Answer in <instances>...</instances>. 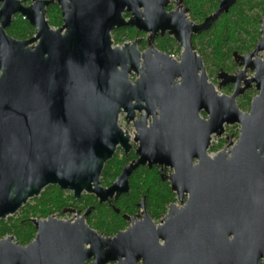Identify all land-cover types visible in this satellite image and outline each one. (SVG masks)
<instances>
[{
	"label": "water",
	"instance_id": "1",
	"mask_svg": "<svg viewBox=\"0 0 264 264\" xmlns=\"http://www.w3.org/2000/svg\"><path fill=\"white\" fill-rule=\"evenodd\" d=\"M237 1L221 0L195 24L187 8L166 12L169 0H0V220L51 185L76 199H118L145 165L170 168L172 191L186 199L171 204L160 225L146 211L142 221L128 217L131 225L114 237L89 226L93 208L68 220L32 218L37 233L27 245L0 239V264H264V16L255 49L234 54L243 69L219 74V88L236 83L231 95L209 81L192 43ZM55 2L64 20L57 29L46 19ZM16 14L33 26L31 38L7 34ZM125 26L150 33L147 51L139 40L114 45L112 31ZM166 31L184 48L179 60L153 44ZM253 83L259 94L245 112L237 97ZM122 114L133 134L120 125ZM226 125H239L237 141L210 156ZM134 144L138 159L102 186L117 149Z\"/></svg>",
	"mask_w": 264,
	"mask_h": 264
},
{
	"label": "trees",
	"instance_id": "2",
	"mask_svg": "<svg viewBox=\"0 0 264 264\" xmlns=\"http://www.w3.org/2000/svg\"><path fill=\"white\" fill-rule=\"evenodd\" d=\"M184 2L190 9L191 19L200 22L217 9L220 0ZM48 14L51 25L57 24L60 17L59 7L50 6ZM263 15L264 0H238L209 30L194 37L196 48L213 75L220 68L231 71L236 67L233 61L234 52L245 54L254 49L261 38ZM8 33L16 39L25 40L32 37L34 28L19 16L8 28ZM135 34L136 31L132 29L123 34L118 32L116 42H122L126 37L133 39ZM231 132L237 134V130L232 129ZM126 162L125 158L117 154L108 161L101 176L102 185H110ZM130 188L129 193L115 202V206L120 209V213H116L111 205L99 203L93 195L85 194L77 200L71 192L63 191L58 186H48L39 197L33 198L22 207L18 214L0 220V239L13 235L19 244L27 245L37 233L32 218H46L54 214L61 216L65 207L85 208L89 205L94 206L88 219L89 224L102 234L113 235L126 224L122 214L135 213L142 197H146L147 205L155 218L164 213L168 204L175 199L169 183L161 180L155 168L140 167L136 170L131 178Z\"/></svg>",
	"mask_w": 264,
	"mask_h": 264
},
{
	"label": "flooded vegetation",
	"instance_id": "3",
	"mask_svg": "<svg viewBox=\"0 0 264 264\" xmlns=\"http://www.w3.org/2000/svg\"><path fill=\"white\" fill-rule=\"evenodd\" d=\"M19 1H21V3L24 5V6H30V5H32L34 2H35V0H19ZM41 1H49V0H41ZM221 1V0H220ZM219 4H220V2H219ZM53 5H57L58 7H59V10H60V17L58 18V23L57 24H55V25H51V23H50V18L48 17V9H49V7L50 6H53ZM219 6V5H218ZM0 7H1V5H0ZM183 8H187L188 9V13H187V15H188V17L190 18V20L192 21V22H194L195 24H199V23H202L204 20H205V18H204V20H202V21H200V22H196V21H194V20H192L191 19V17H190V9H189V7L188 6H186V4H185V2H184V0H181V2L179 3L178 2V0H169V3H168V5L166 6V8H165V10H166V12H172V11H181ZM218 8V7H217ZM214 11H216V10H214ZM213 11V12H214ZM212 12V13H213ZM211 13V14H212ZM210 15V14H209ZM208 15V16H209ZM19 16H21L23 19H25L26 21H28L26 18H24L22 15H20V14H16V15H14V17H13V20H12V23H11V25L9 26V27H11L12 26V24L18 19V17ZM207 16V17H208ZM264 16V15H263ZM52 17V16H51ZM124 17H125V19H129L130 17H131V13H129V12H125L124 13ZM222 17V16H221ZM221 17L219 18V19H221ZM46 19L48 20V22H49V24L51 25V27H53L54 29H57V28H60V27H62L63 25H64V20H63V15H62V10H61V7H60V5L57 3V2H55L54 4H51V5H49L48 7H47V13H46ZM52 19V18H51ZM218 19V20H219ZM217 20V21H218ZM262 20V19H261ZM217 21H215V22H217ZM214 22V23H215ZM29 23V22H28ZM213 23V24H214ZM0 24H1V22H0ZM30 24V23H29ZM213 24H212V26H213ZM31 25V24H30ZM211 26V27H212ZM8 27V28H9ZM33 27V26H32ZM210 27V28H211ZM8 28L6 29V32H7V34H9L8 33ZM129 29H132V30H135L136 31V34H135V38L133 39V40H130V39H124L122 42H116V36H117V33L118 32H120V33H127L128 32V30ZM209 30V29H208ZM207 31V30H206ZM205 32V31H204ZM203 33V32H202ZM202 33H200V34H202ZM200 34H194L193 35V37H192V43H193V47H194V50L197 52V54L198 55H200L201 57H202V55L199 53V51L197 50V48H196V43H195V41H194V37L195 36H197V35H200ZM10 35V34H9ZM11 36V35H10ZM13 37V36H12ZM112 38H113V41H114V45L116 46V45H119V46H121V45H123V44H125V43H131V42H133V41H135V40H139V42H138V48H139V50L141 51V52H145V51H147L148 50V48H149V41H150V33L149 32H145V31H143V30H139V29H137L136 27H130V26H125V27H121V28H117V29H115V30H113L112 31ZM29 39V38H28ZM261 39V38H260ZM260 39H259V41H260ZM258 41V42H259ZM257 42V43H258ZM257 43H256V45H257ZM153 44H154V46H155V48H157L159 51H161V52H163V53H166V54H168V55H170L172 58H174V59H176V60H179V58H180V56L182 55V52H183V50H184V48L182 47V45L181 44H179L176 40H175V38L173 37V36H171L167 31L165 32V33H163V34H161V32H159L157 35H156V37L154 38V41H153ZM256 45H255V47H256ZM255 47H254V49H255ZM253 49V50H254ZM252 50V51H253ZM252 51H250V52H252ZM250 52H248V53H245V54H240V55H246V54H249ZM235 53H237V52H234L233 53V61H234V63H235V65H236V67H234L233 68V70H231V71H229V70H225V69H223V68H220L219 69V71L218 72H216V74H214L213 75V73H211L210 72V70L208 69V67L206 66V64H205V61H204V58H203V62H204V65H205V68H206V72H207V75H208V77H209V81L211 82V83H213L215 86H216V89L218 90V92H219V94L220 95H231V94H233L234 92H235V90H236V83H228V84H226V85H223L222 86V88H219V85H220V83H222L223 82V79H221V78H219V74L221 73V72H226V73H228V74H230V75H235V74H237L238 72H240L242 69H243V67L242 66H239L237 63H236V61H235V58H234V54ZM239 54V53H238ZM258 57H261V53L258 55ZM255 75V72L254 71H251V70H249L248 72H247V77L248 78H251V77H253ZM130 78L132 79V80H134L135 78H136V75H131L130 76ZM242 87H244V83H242ZM254 94V95H251V94ZM259 94V91L257 90V88H256V86H255V83H253V85H252V87L251 88H249V89H247L242 95H240V96H238L237 97V104L239 105V107H240V109L241 110H243V111H245V112H249V110H250V107H251V104H252V101H253V98L255 97V96H257ZM122 115H124V114H122ZM125 116V115H124ZM201 116L202 117H204V118H207L208 116H207V114H205V113H201ZM140 117V115L138 114L137 115V118H139ZM126 121V120H125ZM152 122V119L150 118V119H148V121H147V123H148V125L150 124ZM126 124L130 127L131 126V128H132V131H129L128 129H125V128H123L124 130H127L130 134H133V132H134V126H133V123H128L127 121H126ZM232 129L233 130H237V134H235L234 132H231L232 131ZM239 130H240V127H239V125H226L225 126V134L223 135V136H221V137H216L215 135L213 136V138H212V140H211V146L209 147V149H208V154L210 155V156H214L215 154H217L218 152H220V151H222V150H224V149H227V151H230V149L233 147V144L237 141V139H238V137H239ZM229 137H232V141L231 142H233V143H231L229 140H228V138ZM136 147H137V145L136 144H134V146H133V148L128 152V153H126V151L124 150V149H122V148H118L117 149V151H116V154L119 156V157H121V158H125L126 160H127V162L124 164V166H123V168L125 167V165H127V164H129L130 162H132V161H134V160H137L138 159V156L136 155V153H135V151H136ZM115 154V155H116ZM140 167H147L148 169H153V168H155L156 169V171L159 173V176L161 177V180L163 181V182H168L169 183V186H170V189H171V191H172V188H171V183L169 182V179H167V176H169L173 171L170 169V168H162V167H159V166H157V165H154L153 167H149V166H147V165H145V166H140ZM140 167H138L136 170H138ZM123 168L121 169V171L123 170ZM136 170L131 174V176H130V178H129V182L131 183V178H132V176H133V174L136 172ZM121 171H120V173H121ZM119 173V174H120ZM119 174H118V176H119ZM118 176H116L115 177V179L118 177ZM115 179L112 181V183L110 184V185H107V186H104V185H102V183H101V185L102 186H104V187H109V186H111L112 184H113V182L115 181ZM131 189V188H130ZM130 192V191H129ZM172 193L175 195V199L172 201V202H170L169 204H168V206H167V208H166V211L164 212V213H161V215L159 216V217H157V218H155V217H153L152 216V214H151V211H150V209H149V207H148V205H147V201H146V197H142V199H141V201L137 204V210L135 211V213H133V214H128V213H124V214H122V218L125 220V222H126V224H125V226H124V228H122V229H119V230H117V232H115L113 235H105V234H102V233H100L97 229V231L100 233V234H102L103 236H105V237H114L115 235H117V233L119 232V231H123V230H126L130 225H131V222L129 221V219H128V217H134L135 218V220L136 221H142L143 219H144V214H143V212L144 211H146L148 214H149V216H150V218L152 219V221L156 224V225H160V224H162L163 222V219H164V217H165V215L167 214V212H168V210H169V207H170V205L171 204H173V203H175V204H177V205H179V206H184V204L186 203V199L184 200V202L183 203H180V200H179V198H178V196L172 191ZM127 194V193H126ZM73 195V194H72ZM85 194H83L79 199H81V198H83V196H84ZM87 195H90V194H87ZM122 195H124V194H122ZM121 195V196H122ZM94 196V195H93ZM121 196L118 198V199H112V200H110V201H108V202H106V203H101V204H108V205H111L112 206V208L114 209V211L116 212V213H120V209H118L116 206H115V202H117L120 198H121ZM74 197V196H73ZM95 197V196H94ZM96 198V197H95ZM76 199V198H75ZM79 199H77V200H79ZM145 199V209H143L142 207H140L139 205L143 202V200ZM96 200L98 201V199L96 198ZM99 202V201H98ZM100 203V202H99ZM88 208H93L94 209V206L93 205H89V206H87V207H85V208H80V207H78V206H69V207H65L64 208V210H63V212H64V214L63 215H61V216H59V217H57L55 214V216L57 217V218H59V219H63L62 217H65V216H67V218H65V220H68V219H71V218H74V216H75V214L78 212V211H81V215H83L84 213H85V211L88 209ZM93 209H92V211H93ZM92 211H91V213L86 217V221H87V223L89 224V222H88V219H89V217L91 216V214H92ZM50 216V215H49ZM48 216V217H49ZM47 218V217H46ZM89 226L90 227H92V228H94L93 226H91L90 224H89ZM95 229V228H94ZM160 243L161 244H163L164 243V241H160ZM84 264H94V260H93V258L92 259H88ZM109 264H116L115 262L113 263H109ZM139 264H142V262H140Z\"/></svg>",
	"mask_w": 264,
	"mask_h": 264
},
{
	"label": "rangeland",
	"instance_id": "4",
	"mask_svg": "<svg viewBox=\"0 0 264 264\" xmlns=\"http://www.w3.org/2000/svg\"><path fill=\"white\" fill-rule=\"evenodd\" d=\"M34 35V34H33ZM32 35V36H33ZM135 38V36H133V39ZM125 39H130V40H133V39H131V38H128V37H126ZM251 94V93H250ZM251 95H254V94H251ZM120 125L123 127V128H125V129H128L129 131H132V128H131V126L129 127L127 124H126V121H125V116L124 115H121V118H120ZM238 130V129H237ZM16 214H18V213H16ZM57 217H59L60 215H57V214H55ZM63 219H65V218H67V216H65V217H62Z\"/></svg>",
	"mask_w": 264,
	"mask_h": 264
}]
</instances>
